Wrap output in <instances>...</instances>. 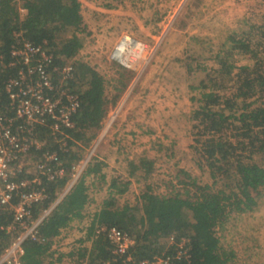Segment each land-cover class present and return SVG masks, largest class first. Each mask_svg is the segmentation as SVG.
Segmentation results:
<instances>
[{"label":"rangeland","instance_id":"obj_1","mask_svg":"<svg viewBox=\"0 0 264 264\" xmlns=\"http://www.w3.org/2000/svg\"><path fill=\"white\" fill-rule=\"evenodd\" d=\"M80 2L83 23L77 34L82 46L77 60L104 78L110 101L115 87L125 83L101 128L94 136L92 132L86 134L90 140L75 142L73 146L82 158L99 138L92 159L106 165L102 168L106 181L91 177L86 180L87 218L102 206L105 183L112 176L130 182L128 190L117 199L119 205L131 207L130 215L138 209L139 194L147 185L162 196H185V192L192 195L196 190L193 182L212 186L211 190L218 188L221 182L213 186L208 169L197 164L194 139L198 135L192 112L201 104V92L214 88L231 96V79H236L237 70L230 80L218 74L219 61L224 56L230 55L228 58L236 66H262L264 70V0ZM229 36L248 41L256 55L237 51ZM124 38L141 44V49L136 47L141 51L127 54L128 64L113 57ZM213 82L224 85L219 88ZM257 96L264 100V92ZM141 157L151 162V171L130 176L129 163L138 162ZM255 196L257 204L253 210L232 215L216 228L221 247L231 253L228 264H264V193ZM84 221H74L73 229L63 234L66 239L59 240L54 248L65 253L72 244L77 246ZM74 259L70 262L65 258L59 264H77L76 256Z\"/></svg>","mask_w":264,"mask_h":264},{"label":"trees","instance_id":"obj_2","mask_svg":"<svg viewBox=\"0 0 264 264\" xmlns=\"http://www.w3.org/2000/svg\"><path fill=\"white\" fill-rule=\"evenodd\" d=\"M80 11L79 0H0V57L4 60L0 64V82L13 73L5 65L15 42L14 33L21 32L27 41L52 52L56 64L70 61L76 74L75 91L80 98V106L73 118L75 127L66 130L69 134L68 151L62 152L55 142L49 146V149L58 152L67 174L48 185L49 198L36 206L35 217L50 208L67 187L70 166L80 159L73 150L75 142L90 140L86 137L88 132L94 136L101 128L110 105L117 102L125 89V83L119 79L121 85L115 87L110 101L104 78L92 67L77 60L76 55L82 46V39L77 34L83 23ZM229 39L240 53L256 55L250 43L243 38L229 36ZM228 56L219 61L217 72L230 80L234 69L237 70L236 79H231L234 86L231 96H224L214 88L201 92V104L192 112L198 135L194 139L197 164L201 169L204 166L208 169L213 186L218 181L221 185L211 190L212 186H199L193 182L196 188L194 194L185 192V196L180 193L162 196L147 185L139 194L138 209L130 215L131 207L128 204L119 205L117 201L118 196L128 190L130 182L112 176L105 183L103 204L94 212L87 228L85 240L91 241L90 247L81 244L75 252H61L55 258L51 250L54 238L61 230L69 228L73 221L85 216L84 209L89 204L87 178L106 181V174L102 171L106 165L91 160L40 223L38 232L44 241L25 243L22 264H59L65 258L75 261V256L77 264H99L111 256L107 239L103 235H94L95 228L99 226H113L127 233L134 240L131 252L136 259L150 258L166 248L169 252L173 251L174 246L167 245V238L174 235L178 239H188V256L174 259L173 264H228L231 253L221 247L216 228L232 215L253 210L257 204L255 195L264 193V100L257 96L264 92V70L262 66L258 69L236 66ZM119 75L122 77L123 73ZM213 84L219 88L224 85ZM205 87L203 85L202 88ZM0 88V99L4 101L1 85ZM41 137L49 138L45 130H41ZM129 164L130 176L138 171H151V162L144 157ZM147 164L149 167H146ZM10 219V211H0V225H5ZM0 237L5 243L8 241L2 230ZM82 242L80 240L79 243ZM48 256L52 260H46Z\"/></svg>","mask_w":264,"mask_h":264},{"label":"built area","instance_id":"obj_3","mask_svg":"<svg viewBox=\"0 0 264 264\" xmlns=\"http://www.w3.org/2000/svg\"><path fill=\"white\" fill-rule=\"evenodd\" d=\"M14 37L5 65L13 73L0 82L5 95L4 101L0 99V211L11 214V219L0 225L8 236L6 243L0 237V264H22L25 243L44 241L38 232L40 223L93 160L99 143V138L94 140L84 157L71 164L70 180L63 193L35 217L36 206L49 198L48 185L67 174L58 152L49 146L55 142L62 152L68 151L66 130L75 127L73 118L80 98L75 91L76 74L71 63L56 64L52 52L27 41L21 32L14 33ZM140 49L127 46L121 52L138 53ZM116 52L113 57L124 64ZM3 63L0 57V64ZM41 130L46 131L48 139L41 137ZM61 233L54 238L52 248L63 237ZM94 235H103L111 249V256L99 264H173L174 259L188 256L184 237L167 238L168 246H174L171 252L166 248L150 258L136 259L131 252L134 240L127 233L113 226H99ZM55 250L56 258L62 251L57 247Z\"/></svg>","mask_w":264,"mask_h":264},{"label":"crops","instance_id":"obj_4","mask_svg":"<svg viewBox=\"0 0 264 264\" xmlns=\"http://www.w3.org/2000/svg\"><path fill=\"white\" fill-rule=\"evenodd\" d=\"M80 1V0H79ZM81 3V2H80ZM22 13H24V10H22L21 11ZM104 191H105V193H106V188L104 189ZM99 209V207L97 208V210ZM97 210H95L94 212H96ZM94 212L93 213H91V215L89 214V217L90 218H87V216L85 215L84 216V218H82L81 220H75V221H82V220H84V219H86V221H84L83 222V226H82V228H81V230L83 231V234H80V238L79 239H77V244H79L80 246H82V245H85V246H87V247H90V245H91V241H88V240H85V237H86V232H87V228H88V226H89V223H90V220H91V217H92V215L94 214ZM74 222V221H73ZM73 222L71 223V225H70V227L69 228H66L65 230H67V229H73ZM65 233V231H63L61 234H64ZM66 239V237L65 236H63L62 238H61V240H64V239ZM80 240H83L84 242H82V243H79L80 242ZM82 244V245H81ZM73 245V244H72ZM70 246V250L68 251V252H65V254H67V253H69V252H71V251H76V249L79 247H77L76 245H73V246ZM55 246H53V248L51 247V250H53V253H55L56 252V250H55V248H54ZM59 253H61V252H59ZM46 260H52V259H50V256H48L47 257V259Z\"/></svg>","mask_w":264,"mask_h":264},{"label":"bare ground","instance_id":"obj_5","mask_svg":"<svg viewBox=\"0 0 264 264\" xmlns=\"http://www.w3.org/2000/svg\"><path fill=\"white\" fill-rule=\"evenodd\" d=\"M130 47V48H136V47H141V44H139V43H137V42H135V41H129L127 38H124V39H122V41L120 42V44H119V47H118V49H117V52H116V54H117V56L124 62V64H128V62H130L129 60H128V55L127 54H123L121 51H122V49H124L125 47Z\"/></svg>","mask_w":264,"mask_h":264}]
</instances>
